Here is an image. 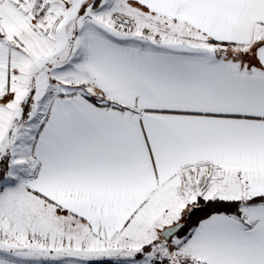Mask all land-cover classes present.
<instances>
[{
	"label": "snow or ice",
	"instance_id": "1",
	"mask_svg": "<svg viewBox=\"0 0 264 264\" xmlns=\"http://www.w3.org/2000/svg\"><path fill=\"white\" fill-rule=\"evenodd\" d=\"M0 264H264V0H0Z\"/></svg>",
	"mask_w": 264,
	"mask_h": 264
}]
</instances>
